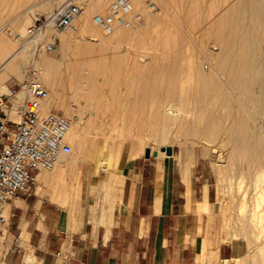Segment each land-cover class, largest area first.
Wrapping results in <instances>:
<instances>
[{
	"label": "bare ground",
	"instance_id": "1",
	"mask_svg": "<svg viewBox=\"0 0 264 264\" xmlns=\"http://www.w3.org/2000/svg\"><path fill=\"white\" fill-rule=\"evenodd\" d=\"M62 1L58 0L59 3ZM168 1L166 3L169 5ZM69 2L72 3L66 1L64 4ZM101 6H96V12L101 11ZM130 6L133 12L145 10L148 13L152 20L150 27L146 28L148 22L144 29L116 23L111 31H107L98 23L100 31L105 36L122 39L130 29L137 35L155 36L158 40L166 30L164 23H160L162 20L158 22L150 15L145 2L130 0ZM29 10L33 12L34 9ZM83 14L84 11H81L77 21L65 34L57 35H61L59 59L45 55L44 51L36 58V45L24 39L28 28L25 27V16L19 15L14 26L0 27V62L3 61L0 64V93L8 90L1 81L2 77L15 74L20 78L24 76L25 68L33 65L39 69L46 85L42 110L53 109L58 101L64 107L65 115L75 112L78 116L77 119L69 117L72 122L67 137L73 146L72 152L62 154L52 172H42L38 176L37 191L43 190L44 175H53L66 168L67 164L76 162L73 155L78 145L81 153L85 152L86 156L90 154L84 147L85 140L81 133L100 123L99 114L110 103L115 106L114 114L123 115L129 127L137 124L139 138L144 130L145 133L149 130L148 137L154 136L158 143L165 142L167 133L176 125L190 137H202V157L210 155L220 160L216 150L218 147L212 144L214 138L219 136L221 146H228L226 165L217 166L221 181L225 183L226 198L223 209L225 234L222 236L220 233V236L222 241H226L230 235L237 244V251H243L234 255L233 259L222 262L264 264V0H233L211 24L202 27V34L198 35L202 43L199 44V41L195 46L192 42L187 47L183 45L185 37L178 36L177 48L172 46L165 60L154 61L144 52L132 54L135 61L144 67L141 73L135 72L132 59L127 60L126 55L116 52L115 56L109 57L101 46L96 51L93 47H81L76 43V39L84 40L82 32L89 25L82 18ZM183 21L195 23L198 20L193 14H188L179 24H183ZM6 34L13 35L16 42L24 37L23 42L15 48ZM209 40L218 47V51H208L206 56L210 63L206 70L202 55L209 47ZM196 41L198 38L194 43ZM74 47L77 50L74 54L77 52L83 57L81 62L68 61ZM147 56L151 60L144 65ZM62 66L66 78L63 87L70 96L68 104L57 91L59 85L55 83ZM104 144L105 149L93 150L97 151V163L102 165L108 162V156L104 154L108 144L105 141ZM158 153L161 154V151ZM71 159L74 161L71 162ZM241 235L243 241L239 240ZM249 244L252 251L246 248ZM205 257L201 255V263Z\"/></svg>",
	"mask_w": 264,
	"mask_h": 264
},
{
	"label": "crops",
	"instance_id": "2",
	"mask_svg": "<svg viewBox=\"0 0 264 264\" xmlns=\"http://www.w3.org/2000/svg\"><path fill=\"white\" fill-rule=\"evenodd\" d=\"M13 76L2 77L6 88ZM163 154L136 156L111 175L85 161L44 175L47 198L10 203L13 241L25 251L12 264H62L59 253L67 264H197L209 251L227 258L204 158Z\"/></svg>",
	"mask_w": 264,
	"mask_h": 264
},
{
	"label": "rangeland",
	"instance_id": "3",
	"mask_svg": "<svg viewBox=\"0 0 264 264\" xmlns=\"http://www.w3.org/2000/svg\"><path fill=\"white\" fill-rule=\"evenodd\" d=\"M66 1H72V3L78 5L81 9V11H84L83 19L87 20L88 27L83 33V36L85 37L84 40L76 39V43L80 44L81 47H89L94 48L96 51H98L99 47H103L106 50L107 55L109 57L115 56V53H119L121 55H126V59L130 60L132 59L135 72L141 73L144 70L143 65H140L135 61L136 58L132 56V54H138L141 52L146 53L147 55H150L153 57L152 60L154 61H162L169 57L168 51L172 46H175L177 43V37L182 36L185 37L184 43L187 47H189L192 42L195 44V46L198 45L197 42L202 43V40L199 38L198 35L202 34L201 29L205 25L211 24L218 15H221L223 13V10L227 8L229 4L233 0H165L159 1V0H148V8L151 11L150 15L155 17L157 21L160 23H164L165 29L163 31L162 36L156 40V37L153 38L149 35H137L134 31H131L128 29V34L125 38L119 39L116 36H105L103 32L100 31L98 23L95 21L96 16L104 15L107 12V8L109 4L114 0H63L62 2H58V0H0V27H3L6 25V27L14 26V22L17 19L19 15L26 17V28L30 25L31 19L34 15H47L51 13V11H55L58 7L63 6L64 2ZM170 3L169 5L166 3ZM161 2L164 6L161 5ZM63 4V5H62ZM102 4L103 7L101 11L96 12V6ZM192 4H195L192 6ZM166 6V7H165ZM170 6V7H169ZM168 7V8H167ZM29 8H33V12H30ZM143 11V13H142ZM142 22L138 25H132L133 27H139V28H145L148 22V25L146 28L150 27L151 21L149 18L150 16L145 10H140ZM146 13V14H145ZM192 15L198 20L195 23L185 22L183 21V24H179V21L185 20L186 15ZM148 17V18H147ZM146 18V19H145ZM82 19V20H83ZM149 19V20H148ZM150 22V23H149ZM145 25V27H144ZM129 26V25H128ZM130 26L131 28H133ZM128 27V28H130ZM19 30V29H18ZM16 29V31H18ZM7 32V31H6ZM200 32V33H199ZM65 34V33H63ZM61 34V35H63ZM76 34V33H75ZM81 34V33H80ZM80 34H78L80 36ZM60 35V36H61ZM8 39L10 40L11 44L17 48L20 46V43L23 42V38L21 40H18L17 42L13 40V35H7ZM60 36L58 37V47L57 50L53 53H44L45 55L52 57L53 59H59L61 56L60 52V44L61 39ZM198 36V37H197ZM75 37V36H74ZM194 38V41L193 38ZM195 38L198 41L195 42ZM192 39V40H191ZM176 42H175V41ZM213 42V41H212ZM211 40H209L208 49L206 50V53L202 55L204 68L207 70L209 68V60L207 58L208 51H218V47L212 44ZM175 48H177L175 46ZM172 48L171 50H173ZM73 50V52H72ZM72 50H70L72 53H69L68 61L76 62V61H82L83 57L82 55H78V53L74 54L76 50V47H74ZM35 51V50H34ZM69 51V52H70ZM164 51V52H163ZM156 52V53H155ZM43 51H36L35 55L36 58H38L39 54H42ZM60 53V54H59ZM134 54V55H135ZM10 55V54H9ZM9 55H7L3 60H5ZM73 55V56H72ZM72 56V57H71ZM127 60H124L126 62ZM151 60L149 59V56L145 58V64ZM3 61L0 62L2 64ZM33 64V63H31ZM29 67V66H28ZM25 68L23 74L28 69ZM85 68V65L83 66ZM60 72L58 71V74L55 78V83L59 85L57 88V91L61 93L62 99L66 101V103H70V96L68 90H66L63 86L66 82V78L64 77L65 74H63L64 67H60ZM15 75V74H12ZM23 76V75H22ZM22 76L19 78L13 76L10 79V86L12 83L15 82V80L22 79ZM5 93V92H3ZM56 112L65 115V109L64 107H61L58 103V101L55 102V104L52 107ZM115 106L114 104L110 103L106 108L100 112L99 114V121L100 123L96 124L95 128L87 129L85 133H81V136H83L84 141V147L90 151V154L87 153H81V147H78L75 149L74 153V160L76 162H73L72 160L70 163L71 165H76L79 162L85 161L90 163L94 169H97L98 172L106 173V174H112L118 171L123 170L128 162L132 160L134 157L139 155H144V151L146 148H150L151 151H158L160 152L161 147L171 146L173 149V155L176 157V159L180 162L181 160H186L198 156L202 157L203 155V144L204 140L202 137L194 138L187 135L186 131L182 128H178L176 125H174L170 131L167 133L166 141L162 143H158L153 137L154 136H147L149 135V130H142L141 132L144 134L145 137H143V134L141 135V138L138 137L139 132L136 131V125L134 123V127L130 126L125 122L123 115H116L114 114ZM66 117H75L78 118L77 114L75 112H72L70 115H65ZM122 117V118H121ZM98 126V127H97ZM97 127V128H96ZM133 128V129H132ZM138 130V129H137ZM137 136V137H136ZM148 137V138H147ZM144 138V139H143ZM104 141L107 142V149L104 150V154H107L108 162L105 165L97 163L95 159V155L97 153L94 152L95 148L97 149H105L104 147ZM70 143V142H69ZM213 145L218 147L216 150L217 155L220 156V160L214 156H204V162L206 163L208 167L209 172V182L212 187V191L214 192V206H215V216L217 221V235L220 242H224L229 245V251H228V257L225 259H233V256L237 253L242 254L241 251H237V244L234 239L230 238V235L227 236L226 241H222L221 237L225 234L224 231V206L226 204V198H225V183L224 181H221V177L218 172L217 166H225L226 165V159H228V146L225 145L224 147L221 146L222 143L220 141V137L217 136L213 140ZM71 147L72 144L70 143ZM93 151V153H92ZM211 151V150H209ZM208 151V152H209ZM202 155V156H201ZM77 158H76V157ZM166 154L160 155V157H165ZM209 156V157H208ZM215 160V164L214 163ZM127 163V164H126ZM57 170V169H56ZM55 170V171H56ZM225 175V174H224ZM39 193V194H38ZM43 190L41 192L36 191V194L30 197H38L45 199L47 196L43 194ZM26 197L24 195L19 196L18 198L14 199L13 202L19 200L20 198ZM12 203V202H11ZM11 209L10 205L7 206V210ZM12 214V211H10ZM16 220L17 218L12 215L10 218L9 225L0 230V264H12V260L17 259L18 256H21L25 253L24 248L21 247L20 244L13 241L14 236H16ZM220 233L222 236H220ZM241 241H243L242 235L239 237ZM13 241V242H12ZM247 246V245H246ZM252 246V245H251ZM243 247V245H242ZM247 250L252 251V247L249 246L246 247ZM249 251L248 253H251ZM204 254L206 257L204 259V262H200L201 255ZM200 257L197 260V264H223L222 260L217 253L215 252H207L202 253ZM233 264V263H229Z\"/></svg>",
	"mask_w": 264,
	"mask_h": 264
},
{
	"label": "built area",
	"instance_id": "4",
	"mask_svg": "<svg viewBox=\"0 0 264 264\" xmlns=\"http://www.w3.org/2000/svg\"><path fill=\"white\" fill-rule=\"evenodd\" d=\"M80 12L78 5L69 2L47 15H35L24 39L32 41L36 51L53 53L58 47L57 35L72 28ZM95 21L111 31L116 23L138 25L142 17L131 11L130 0H114ZM45 94L39 69L30 65L22 79L0 95V230L10 223L7 206L21 195H35L38 176L52 172L60 156L72 152L67 137L72 119L54 109L43 111ZM59 257L67 264V255L59 253Z\"/></svg>",
	"mask_w": 264,
	"mask_h": 264
},
{
	"label": "water",
	"instance_id": "5",
	"mask_svg": "<svg viewBox=\"0 0 264 264\" xmlns=\"http://www.w3.org/2000/svg\"><path fill=\"white\" fill-rule=\"evenodd\" d=\"M161 152H164L167 156H172L173 155V149L171 146H166V147H161L160 148ZM144 156L146 158H149L150 156H158V151H151L150 148H146L144 151Z\"/></svg>",
	"mask_w": 264,
	"mask_h": 264
}]
</instances>
